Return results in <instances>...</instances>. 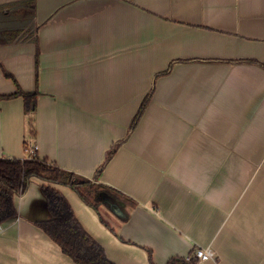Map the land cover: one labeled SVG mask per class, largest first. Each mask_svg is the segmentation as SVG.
Returning a JSON list of instances; mask_svg holds the SVG:
<instances>
[{
    "label": "crops",
    "instance_id": "0c3cea01",
    "mask_svg": "<svg viewBox=\"0 0 264 264\" xmlns=\"http://www.w3.org/2000/svg\"><path fill=\"white\" fill-rule=\"evenodd\" d=\"M19 87L34 132L1 97L0 158L35 142L114 193L120 214L54 184L113 262L264 264V0H0V95ZM42 184L15 196L0 264H77L38 225Z\"/></svg>",
    "mask_w": 264,
    "mask_h": 264
},
{
    "label": "trees",
    "instance_id": "16d2710c",
    "mask_svg": "<svg viewBox=\"0 0 264 264\" xmlns=\"http://www.w3.org/2000/svg\"><path fill=\"white\" fill-rule=\"evenodd\" d=\"M39 92L18 88L15 93L0 95V98L22 96L25 99L26 112L30 114L31 132H34L33 115ZM149 97H146L140 110L133 119L131 128H135L141 118ZM29 145L25 158H0V225L15 217L18 213L15 196L24 194L32 178L43 181L42 191L47 199L51 219L39 221L38 225L61 247L65 254L77 264H116L107 255L104 247L84 228L77 218L67 197L54 184L71 186L88 204L98 208L100 204H118L117 196L107 187L95 181L77 175L53 165L47 159L38 156L29 157ZM115 152L112 149L110 158ZM102 168L98 169V175ZM197 259L174 258L168 264H196Z\"/></svg>",
    "mask_w": 264,
    "mask_h": 264
},
{
    "label": "built area",
    "instance_id": "2783aa9c",
    "mask_svg": "<svg viewBox=\"0 0 264 264\" xmlns=\"http://www.w3.org/2000/svg\"><path fill=\"white\" fill-rule=\"evenodd\" d=\"M29 157H33V156H38V145L35 142H31L29 145ZM217 257V254L215 252V250L212 247H201L198 246L196 247L192 254L190 256H188V260L192 259V258H196L197 260H201V261H207L210 259H215Z\"/></svg>",
    "mask_w": 264,
    "mask_h": 264
},
{
    "label": "water",
    "instance_id": "95a60500",
    "mask_svg": "<svg viewBox=\"0 0 264 264\" xmlns=\"http://www.w3.org/2000/svg\"><path fill=\"white\" fill-rule=\"evenodd\" d=\"M110 207L115 213H117V214L122 213V209H121L120 205H118L117 203L110 202Z\"/></svg>",
    "mask_w": 264,
    "mask_h": 264
}]
</instances>
